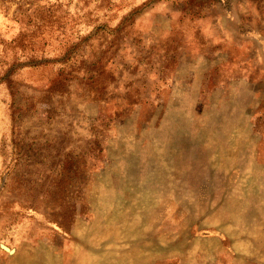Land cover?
Segmentation results:
<instances>
[{
    "label": "rangeland",
    "instance_id": "374dc122",
    "mask_svg": "<svg viewBox=\"0 0 264 264\" xmlns=\"http://www.w3.org/2000/svg\"><path fill=\"white\" fill-rule=\"evenodd\" d=\"M0 264H264V0H0Z\"/></svg>",
    "mask_w": 264,
    "mask_h": 264
}]
</instances>
